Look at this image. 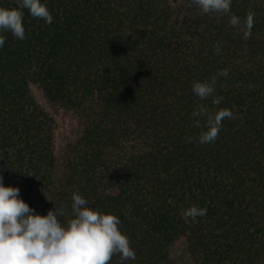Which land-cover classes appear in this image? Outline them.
Here are the masks:
<instances>
[{"label": "trees", "instance_id": "obj_1", "mask_svg": "<svg viewBox=\"0 0 264 264\" xmlns=\"http://www.w3.org/2000/svg\"><path fill=\"white\" fill-rule=\"evenodd\" d=\"M44 2L53 23L25 10L26 39L0 48L4 185L40 215L66 221L77 193L118 216L136 252L124 264H173L178 244L188 264H264V0H232L255 13L250 39L191 0ZM222 69L221 104L204 103L237 118L201 145L191 85ZM192 205L207 215L186 218Z\"/></svg>", "mask_w": 264, "mask_h": 264}, {"label": "clouds", "instance_id": "obj_2", "mask_svg": "<svg viewBox=\"0 0 264 264\" xmlns=\"http://www.w3.org/2000/svg\"><path fill=\"white\" fill-rule=\"evenodd\" d=\"M202 14H228L229 25L242 28L243 38L250 39L255 24V13L249 12L242 19L232 13V0H191ZM36 19L51 25L53 17L44 0H17V6L0 7V48L4 47L10 33L18 40L26 39L23 25L24 11ZM220 45H214L215 54ZM228 70L222 69L207 80L192 82L191 91L199 99L191 117L195 127L204 130L199 133L201 145L216 141L225 119H236L229 108H216L223 97L216 95L219 77H227ZM211 98L210 108L205 101ZM191 142V138H189ZM18 187L5 186L0 176V264H111L118 256L120 264L135 260L136 252L130 246L129 238L120 230L121 221L111 213L99 212L88 207V201L73 193L70 218L63 207L38 214L19 197ZM186 218L196 220L207 215V208L192 205L185 209Z\"/></svg>", "mask_w": 264, "mask_h": 264}, {"label": "rangeland", "instance_id": "obj_3", "mask_svg": "<svg viewBox=\"0 0 264 264\" xmlns=\"http://www.w3.org/2000/svg\"><path fill=\"white\" fill-rule=\"evenodd\" d=\"M38 100L42 103L39 94H38ZM172 260H173V264H188L186 254L181 244L176 245L175 248L173 249Z\"/></svg>", "mask_w": 264, "mask_h": 264}]
</instances>
